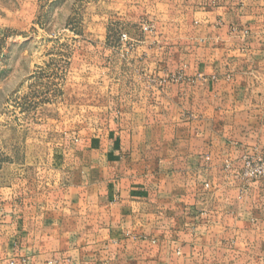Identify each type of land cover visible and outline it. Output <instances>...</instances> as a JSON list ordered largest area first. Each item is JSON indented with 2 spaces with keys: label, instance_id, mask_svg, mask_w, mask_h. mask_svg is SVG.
I'll list each match as a JSON object with an SVG mask.
<instances>
[{
  "label": "crops",
  "instance_id": "crops-1",
  "mask_svg": "<svg viewBox=\"0 0 264 264\" xmlns=\"http://www.w3.org/2000/svg\"><path fill=\"white\" fill-rule=\"evenodd\" d=\"M28 1L0 0V34ZM239 1L199 13L206 46L182 67L205 79L130 84L127 123L70 147L57 193L11 190L0 264H264V179L220 177L228 159L264 152V0ZM219 20L251 34L231 37Z\"/></svg>",
  "mask_w": 264,
  "mask_h": 264
},
{
  "label": "rangeland",
  "instance_id": "rangeland-1",
  "mask_svg": "<svg viewBox=\"0 0 264 264\" xmlns=\"http://www.w3.org/2000/svg\"><path fill=\"white\" fill-rule=\"evenodd\" d=\"M161 1L171 2L172 9H160ZM238 2L31 0L27 7L19 2L16 19L0 34V204L15 189L23 198L57 193L58 177L69 176L70 147L127 123L119 113L130 84L205 79L189 78L182 67L206 46L199 13ZM225 25L219 20L216 26L228 27L231 37L251 34L234 21ZM155 66L175 71L154 77ZM239 160L225 161L220 177H233L225 164L236 167Z\"/></svg>",
  "mask_w": 264,
  "mask_h": 264
},
{
  "label": "built area",
  "instance_id": "built-area-1",
  "mask_svg": "<svg viewBox=\"0 0 264 264\" xmlns=\"http://www.w3.org/2000/svg\"><path fill=\"white\" fill-rule=\"evenodd\" d=\"M123 38L126 39L127 37L123 36ZM225 168L228 172H232L235 177L242 179L245 184L264 179V155L257 150L251 154L249 153L242 156L236 167L233 163L226 162ZM205 187L209 188L210 185L206 184ZM12 264H14V262Z\"/></svg>",
  "mask_w": 264,
  "mask_h": 264
}]
</instances>
